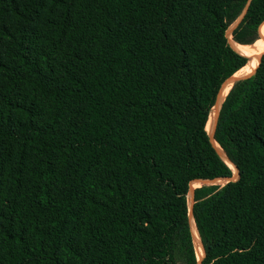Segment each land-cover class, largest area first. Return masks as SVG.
Segmentation results:
<instances>
[{
	"label": "trees",
	"instance_id": "1",
	"mask_svg": "<svg viewBox=\"0 0 264 264\" xmlns=\"http://www.w3.org/2000/svg\"><path fill=\"white\" fill-rule=\"evenodd\" d=\"M237 20L258 42L264 0H0V264H197L190 185L233 176L208 120L259 53ZM257 64L214 129L235 181L194 189L200 264H264Z\"/></svg>",
	"mask_w": 264,
	"mask_h": 264
},
{
	"label": "rangeland",
	"instance_id": "2",
	"mask_svg": "<svg viewBox=\"0 0 264 264\" xmlns=\"http://www.w3.org/2000/svg\"><path fill=\"white\" fill-rule=\"evenodd\" d=\"M238 21L239 20H237L228 30V40H229L231 45H232L233 42L231 40V35L230 34H231L232 29L236 26V24H238ZM261 35H262V38L258 42H256L252 46H245V49H248V50H259V53L253 59H251V57L250 58L248 57L250 59V62H249V64L246 67H250L258 59V57H260V56H262L264 54V26L261 27ZM244 76H247V75H243V74L239 73V74H237V76L235 78H241V77H244ZM217 109L218 108H216V109L214 108L212 110V114H211V116H210V118L208 120V125H207L208 128H206V131H207L208 135H210L212 133V131H213V129H212V131H210V128H211V125L214 122V118H215L214 117V111L216 112ZM232 177H236V172L233 171V176ZM225 183H226V181L216 180L213 184L223 185ZM199 185H200V183H193V184L190 185V189L193 190V189L197 188ZM187 204H188V208H189V206H190V195H189V193L187 194ZM192 234H193L194 242H195V250L197 251L199 249V245L200 244H198L199 241L197 242V239H196L193 231H192ZM196 257H197V255H196ZM202 258H203V255H202ZM202 258H201V260H202Z\"/></svg>",
	"mask_w": 264,
	"mask_h": 264
},
{
	"label": "water",
	"instance_id": "3",
	"mask_svg": "<svg viewBox=\"0 0 264 264\" xmlns=\"http://www.w3.org/2000/svg\"><path fill=\"white\" fill-rule=\"evenodd\" d=\"M239 22V21H238ZM247 57V56H246ZM248 58V57H247ZM260 58H261V56L260 57H258V64H257V66L259 65V62H260ZM255 71V70H254ZM253 71V72H254ZM253 72L251 73V74H249V75H247V76H244V77H241V78H235L234 77V75L232 76V77H230V78H228L223 84H222V86H221V88H220V90H219V93H218V95H217V97H216V101H215V105H214V107H213V109L215 108H218V112L216 113V115H215V118H214V124H213V131H212V133L210 134V135H208V137H209V141L211 142V144L214 146V138H213V135H214V129H215V125H216V121H217V118H218V113H219V110H220V107H221V104H222V102H223V97H222V94H223V92H224V90L226 89V87L227 86H229V85H232L233 83H235V82H237V81H239V80H242V79H245V78H248L249 76H251L252 74H253ZM215 148V147H214ZM216 149V148H215ZM216 151H217V153H218V155L222 158V156H221V152L219 151V150H217L216 149ZM224 157V156H223ZM225 158V157H224ZM223 159V158H222ZM226 159V158H225ZM226 161H228L227 159H226ZM233 168H234V166H233ZM234 170H235V172L237 171L236 170V168H234ZM236 177H237V174H236ZM236 177H231V178H229V179H226L225 181H226V183H228V182H232V181H235V179H236ZM215 182V180H213V181H209V180H203V181H196L195 183H200V184H206V185H210V184H213ZM188 193H189V195H190V206H189V208H188V215H189V218L190 219H192V206H193V203H194V189L192 190V189H190L189 188V191H188ZM200 262H201V260L199 261V260H197V264H200Z\"/></svg>",
	"mask_w": 264,
	"mask_h": 264
},
{
	"label": "bare ground",
	"instance_id": "4",
	"mask_svg": "<svg viewBox=\"0 0 264 264\" xmlns=\"http://www.w3.org/2000/svg\"><path fill=\"white\" fill-rule=\"evenodd\" d=\"M232 44H233L234 46H236L237 48L245 49V46L238 45V44H236V43H232ZM255 62H256V61H255ZM255 62H254V63H255ZM254 63H253V64H254ZM253 64H252V65H253ZM252 65H251V66H252ZM251 66H250V67H251ZM250 67H243L241 70H239L237 73L234 74V77H236L237 74H239V73L242 74L243 72L247 71ZM230 86H231V85H229V86L224 90V92H223V94H222V97H223V98L226 96V93H227V91L229 90ZM217 110H218V109H217ZM217 112H218V111H217ZM215 115H216V113H214V117H215ZM207 128H208V127H207ZM214 147L217 148L218 150H220L219 147H218L215 143H214ZM220 151H221V150H220ZM221 156H222L223 160L227 163V165L232 169V171L235 172L233 166H232L228 161H226V159L223 157L222 154H221ZM191 230L194 232V235H195V237H196V239H197V242H198V241H199L198 234H197V231H196V229H195V226H194V223H193L192 219H191ZM194 243H195V242H194ZM198 244H200V242H198ZM196 255H197V259H198V260H201L202 255H203L201 245H199V249L196 251Z\"/></svg>",
	"mask_w": 264,
	"mask_h": 264
}]
</instances>
